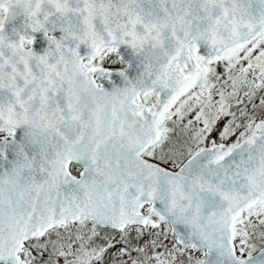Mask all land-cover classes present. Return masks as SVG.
Instances as JSON below:
<instances>
[{
  "label": "snow or ice",
  "instance_id": "obj_1",
  "mask_svg": "<svg viewBox=\"0 0 264 264\" xmlns=\"http://www.w3.org/2000/svg\"><path fill=\"white\" fill-rule=\"evenodd\" d=\"M0 264H264V0H0Z\"/></svg>",
  "mask_w": 264,
  "mask_h": 264
}]
</instances>
